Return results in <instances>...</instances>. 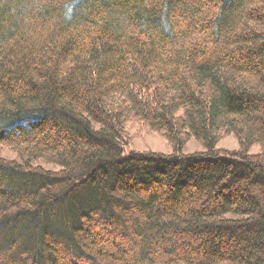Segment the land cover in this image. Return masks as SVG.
I'll return each instance as SVG.
<instances>
[{"label":"trees","instance_id":"16d2710c","mask_svg":"<svg viewBox=\"0 0 264 264\" xmlns=\"http://www.w3.org/2000/svg\"><path fill=\"white\" fill-rule=\"evenodd\" d=\"M0 264H264V0H0Z\"/></svg>","mask_w":264,"mask_h":264},{"label":"rangeland","instance_id":"374dc122","mask_svg":"<svg viewBox=\"0 0 264 264\" xmlns=\"http://www.w3.org/2000/svg\"><path fill=\"white\" fill-rule=\"evenodd\" d=\"M127 145L125 153L136 152H157L169 154L173 151V143L168 136L159 131H154L144 125L142 122L131 120L126 124ZM217 149L222 151L238 150L240 143L238 138L233 133H222L216 145ZM205 151V145L202 141L194 136L185 138L183 153H194ZM261 152V146L255 144L251 146L250 153ZM1 155L9 160H17L19 155L16 151L10 148H3ZM43 167L54 169L57 168L53 164L44 165Z\"/></svg>","mask_w":264,"mask_h":264}]
</instances>
